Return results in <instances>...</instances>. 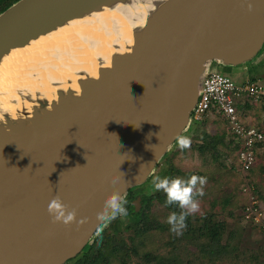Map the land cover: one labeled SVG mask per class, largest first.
<instances>
[{
    "label": "water",
    "instance_id": "1",
    "mask_svg": "<svg viewBox=\"0 0 264 264\" xmlns=\"http://www.w3.org/2000/svg\"><path fill=\"white\" fill-rule=\"evenodd\" d=\"M124 1L15 0L0 11V61ZM263 44L264 0H158L124 49L77 78L76 90H27L12 109L0 99V264H64L78 254L105 198L142 183L190 126L210 64L243 66ZM57 195L76 210L70 226L48 213Z\"/></svg>",
    "mask_w": 264,
    "mask_h": 264
},
{
    "label": "rangeland",
    "instance_id": "2",
    "mask_svg": "<svg viewBox=\"0 0 264 264\" xmlns=\"http://www.w3.org/2000/svg\"><path fill=\"white\" fill-rule=\"evenodd\" d=\"M208 70L220 72L231 77L235 82H241L244 78H255L264 85V44L257 55L246 62L243 66H223L212 62ZM238 113L243 122L259 128L264 133V102L253 103L249 105L238 106ZM212 118L203 115L200 121L190 122V126L181 135L190 138L191 145L187 149L181 150L176 144L173 145L168 153H165L157 162L153 172L142 183L135 185L138 194L148 195L150 192H156L152 183L155 176L163 178H182L189 179L192 175H181L174 173L170 175L169 165L177 167L181 171L197 172L199 177H203L205 183L198 187L202 188L203 195L198 196L199 211L194 213L198 216L211 212L212 219L223 220L225 227L222 229L221 239L225 240L229 230H233L229 247L235 248L236 251L253 246L256 248L261 244L262 248L258 249L256 261L247 258L239 260L235 264H264V232L254 225H250L241 219V206L243 204V195L239 191L241 173L238 169L236 159V140L229 135L228 126L225 119L215 111H211ZM200 130H205L210 135H221L222 142L217 145V153L212 157L209 151L199 152L192 144H199L201 138ZM176 143V142H175ZM264 145V138L263 143ZM262 147V146H261ZM255 161L251 167L250 177L248 178L255 185V193L259 202L264 209V149L255 151ZM140 201V199H139ZM147 202V201H146ZM140 207V202L138 208ZM137 208V209H138ZM146 215L156 218L167 224V218L171 214L167 208L157 199H151L144 208ZM240 215V216H239ZM199 223V221H197ZM182 229V228H181ZM178 231H172L168 226L161 229H150L135 240L137 250L156 251L164 253L168 248L167 241L172 236H177L179 243H185L184 238H180ZM132 229L123 228V233L130 234ZM180 238V239H178ZM140 239V242H139ZM186 247H191L186 244ZM230 258H223L217 263L225 264ZM112 262H110L111 264ZM134 263V258L129 261Z\"/></svg>",
    "mask_w": 264,
    "mask_h": 264
},
{
    "label": "bare ground",
    "instance_id": "3",
    "mask_svg": "<svg viewBox=\"0 0 264 264\" xmlns=\"http://www.w3.org/2000/svg\"><path fill=\"white\" fill-rule=\"evenodd\" d=\"M157 1L128 0L92 10L10 50L0 61V99L12 109L17 106L12 99L19 104L27 90L45 97L59 88L76 90L77 78L95 75L96 66L107 65L112 51L124 49L131 31L144 23Z\"/></svg>",
    "mask_w": 264,
    "mask_h": 264
},
{
    "label": "trees",
    "instance_id": "4",
    "mask_svg": "<svg viewBox=\"0 0 264 264\" xmlns=\"http://www.w3.org/2000/svg\"><path fill=\"white\" fill-rule=\"evenodd\" d=\"M14 1L0 0V11ZM250 79L255 80L252 77ZM237 109L240 110L238 107ZM199 136L201 138L200 143L192 144V146H195L201 153L209 151L210 155L215 157L217 145L222 142L223 137L217 134L210 135L205 130H200ZM261 144L262 141L258 143V145ZM236 148L237 145L234 146V149ZM169 170L170 175H173L175 172L183 176L198 175L197 172L193 171L183 172L173 165H169ZM250 172L251 169L248 171L247 178L250 177ZM181 179L187 180L185 177ZM250 183L254 185L251 180ZM135 196H139L140 199V207L138 209H135L133 204ZM123 198L126 201L124 206L128 214L126 216H117V218L104 225L101 232L98 233L96 231L91 241L64 264H110V262H112L111 264H130L129 261L132 258H134L135 264H219L217 262L226 257L230 259L225 264H235V262L247 258H251L255 262L259 252L258 249L262 248L261 244L256 248L247 246L239 251L229 247V241L234 233L233 230H229L225 240H222V229L225 227L224 221L212 219L211 212H207L198 216L194 214L188 215L184 222V227L179 231L180 238L183 237L186 244L191 247H186L185 243H179L176 240L177 236H172L167 241L169 248L164 253L149 250L139 251L135 244L137 237L139 238L150 229H161L164 226L171 228L168 223L165 225V223L156 218L146 215L144 208L147 202L150 203V200L155 198L171 214L173 212L179 213L181 210L177 205L166 204V195L163 191L139 195L133 186L128 189ZM241 219L247 222L242 218V215ZM123 228H130L132 231L130 234L125 235L122 232Z\"/></svg>",
    "mask_w": 264,
    "mask_h": 264
},
{
    "label": "built area",
    "instance_id": "5",
    "mask_svg": "<svg viewBox=\"0 0 264 264\" xmlns=\"http://www.w3.org/2000/svg\"><path fill=\"white\" fill-rule=\"evenodd\" d=\"M264 102V85L257 80L244 78L235 82L226 74L207 70L201 80L200 90L190 113V122L200 121L203 115L215 111L228 126L229 134L236 140V159L241 173L239 191L243 195L242 218L264 232V209L247 176L255 161V149L263 140V132L243 122L238 106Z\"/></svg>",
    "mask_w": 264,
    "mask_h": 264
},
{
    "label": "clouds",
    "instance_id": "6",
    "mask_svg": "<svg viewBox=\"0 0 264 264\" xmlns=\"http://www.w3.org/2000/svg\"><path fill=\"white\" fill-rule=\"evenodd\" d=\"M251 8V5L249 6ZM176 145L181 149H187L191 145V140L185 135H177L175 137ZM121 177H114L112 183H116ZM156 191H163L166 195L167 205H177L181 210L179 213L173 212L167 218V223L172 231H178L184 227V222L188 215L199 211L198 196L203 195L202 188L198 185H203L205 180L203 177L196 175L184 180L181 178H161L155 176L152 181ZM126 201L119 192H113L103 201V206L96 213L97 232L103 230L104 225L117 216H126L127 209L125 208ZM48 213L52 217L53 223H63L65 226H70L76 222L77 213L73 209L68 210V206L63 203L60 196L52 199L48 206ZM86 220H80L79 224L85 223Z\"/></svg>",
    "mask_w": 264,
    "mask_h": 264
},
{
    "label": "crops",
    "instance_id": "7",
    "mask_svg": "<svg viewBox=\"0 0 264 264\" xmlns=\"http://www.w3.org/2000/svg\"><path fill=\"white\" fill-rule=\"evenodd\" d=\"M205 115H206L207 118H209V119L212 118L211 111L208 112V113H206ZM229 135H230V134H229ZM263 138H264V133H263ZM262 143H263V140H262ZM261 146H262V147H261ZM257 149H264V145H263V144H261V145H257L255 151H256ZM255 155H256V154H255Z\"/></svg>",
    "mask_w": 264,
    "mask_h": 264
},
{
    "label": "flooded vegetation",
    "instance_id": "8",
    "mask_svg": "<svg viewBox=\"0 0 264 264\" xmlns=\"http://www.w3.org/2000/svg\"><path fill=\"white\" fill-rule=\"evenodd\" d=\"M136 197V196H135ZM139 197V196H138Z\"/></svg>",
    "mask_w": 264,
    "mask_h": 264
}]
</instances>
